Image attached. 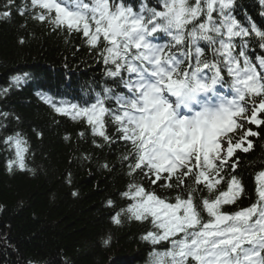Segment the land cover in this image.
Wrapping results in <instances>:
<instances>
[{"label": "snow or ice", "instance_id": "1", "mask_svg": "<svg viewBox=\"0 0 264 264\" xmlns=\"http://www.w3.org/2000/svg\"><path fill=\"white\" fill-rule=\"evenodd\" d=\"M14 3L7 0L6 8ZM258 3L264 17V0ZM30 7L33 20L82 35L105 65L108 80L89 97L94 102L58 105L51 96L41 99L58 114L84 118L94 138L124 143L121 161L131 181L120 195L131 202L110 219L115 225L124 222L122 217L151 225L140 237L152 246L148 264H264V171L257 176L256 202L223 210L245 194L236 174L237 151L248 153L254 147L249 138L260 135L244 122L264 127L259 118L264 55L254 61L248 54L253 46L264 50V27L241 12L237 0H157L151 6L139 0L138 8L124 0H30ZM18 14H29V7ZM11 15L4 10L0 19ZM161 35L166 39L155 42ZM23 79L14 76L11 82L19 85ZM3 143L16 149L9 171L26 170L20 134ZM104 143L93 139L97 148ZM138 175L175 190V196L146 190L136 183ZM226 176L227 189L215 194ZM205 190L208 196L202 195ZM108 205L114 207V201Z\"/></svg>", "mask_w": 264, "mask_h": 264}, {"label": "trees", "instance_id": "2", "mask_svg": "<svg viewBox=\"0 0 264 264\" xmlns=\"http://www.w3.org/2000/svg\"><path fill=\"white\" fill-rule=\"evenodd\" d=\"M25 2L15 0L6 8L7 0H0V12H12L9 18L0 19V113L9 114L0 116V264H146L152 246L140 237L151 225L125 217L121 225H115L110 219L131 202L120 195L131 181L121 161L127 151L124 143L114 140L108 144L94 138L82 118L58 114L32 94V84L52 89L62 85L75 92L87 80L97 81L105 66L80 34L53 30L46 22L33 20L30 13L19 15ZM239 2L250 9L259 5L258 0ZM25 71H30L33 83L11 82ZM107 123L108 134L114 137L115 129ZM249 126L253 127L246 122L245 127ZM252 130L260 133L249 138L253 149L237 151L236 174L245 194L235 205H225V212L248 206L255 199L254 174L263 164L264 127ZM81 132L86 135L81 137ZM16 133L25 141L21 147L27 149L24 171L8 169L16 149L3 141ZM93 139L104 146L95 147ZM228 178L215 194L227 189ZM136 183L161 196L176 194L150 185L139 175ZM202 195L209 194L205 190ZM109 200L114 207L108 205ZM109 237L105 246L103 240Z\"/></svg>", "mask_w": 264, "mask_h": 264}, {"label": "rangeland", "instance_id": "3", "mask_svg": "<svg viewBox=\"0 0 264 264\" xmlns=\"http://www.w3.org/2000/svg\"><path fill=\"white\" fill-rule=\"evenodd\" d=\"M23 1H24V0H23ZM237 3H238L239 5H243V4H241V3L239 2V0H237ZM25 5H27V4H25ZM25 5H24V7H25ZM244 10L247 11V7H245V6L243 5V9H241V12L244 11ZM238 16H239L240 18H243L242 15H239V14H238Z\"/></svg>", "mask_w": 264, "mask_h": 264}, {"label": "bare ground", "instance_id": "4", "mask_svg": "<svg viewBox=\"0 0 264 264\" xmlns=\"http://www.w3.org/2000/svg\"><path fill=\"white\" fill-rule=\"evenodd\" d=\"M35 87H38L39 89H43V88L50 89V88L43 87L42 85H36Z\"/></svg>", "mask_w": 264, "mask_h": 264}]
</instances>
